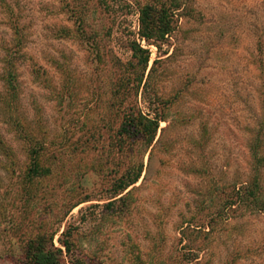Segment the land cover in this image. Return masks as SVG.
Returning a JSON list of instances; mask_svg holds the SVG:
<instances>
[{"label":"rangeland","instance_id":"1","mask_svg":"<svg viewBox=\"0 0 264 264\" xmlns=\"http://www.w3.org/2000/svg\"><path fill=\"white\" fill-rule=\"evenodd\" d=\"M145 5L173 13L161 48L140 35ZM135 42L151 51L138 93ZM132 105L165 120L120 152ZM29 132L47 144L42 178H27ZM248 186L264 199V0H0V264L56 230L69 264H264Z\"/></svg>","mask_w":264,"mask_h":264},{"label":"trees","instance_id":"2","mask_svg":"<svg viewBox=\"0 0 264 264\" xmlns=\"http://www.w3.org/2000/svg\"><path fill=\"white\" fill-rule=\"evenodd\" d=\"M172 14L173 13L170 12L167 7H162L161 9L151 5H145L142 7L140 9L141 37L150 45L154 44L161 48L159 42L164 41L166 36L174 31ZM132 51L133 59L136 60V62L132 61L130 65L135 70L141 68V71H137L136 74L138 75L134 77L133 82L138 93V90L143 83V76L151 59V51L150 49L143 48V46L137 42L132 44ZM152 70L150 73H152ZM13 77V73L10 72L8 78L10 92H8L15 95V91L13 90H16V84ZM130 84V79H128V81L122 79L118 85L116 94H118V97L122 98V100L126 99V94L123 93V91H125L124 88L127 86L129 87ZM164 120V115L157 111L154 112V115L145 114L140 109L138 110L135 105L130 106L128 111L125 112L124 120L119 127L116 146L119 148L120 152H123V149L127 144L130 146V144L133 145L136 142H142V144L145 145V148L151 147L156 139L160 123ZM27 134L26 138H28L31 143L29 149L31 162L27 178L33 179L34 177H45L51 172V167L45 164V151L47 150V144L43 140L40 141L38 138H33L30 132ZM143 170V163H139L122 173L116 182L117 193L121 195L130 187L136 185L142 177ZM117 173H119V171H117ZM243 190L242 201L246 200L250 206L263 211L264 199H259L255 192H251L252 195H250V186L243 188ZM131 192L132 190L122 196L120 200L127 199V196H129ZM81 203L82 201L72 205L71 208L73 209ZM58 232L59 230L54 231L49 239L40 236L36 241L31 240L28 247L22 252V254L25 255V259L28 261V263L25 264H69L65 261V253L68 255L71 252L73 246V241L71 240L72 235L69 230H65L61 234L60 243L66 249V252L64 253L62 249L55 247L53 242Z\"/></svg>","mask_w":264,"mask_h":264}]
</instances>
